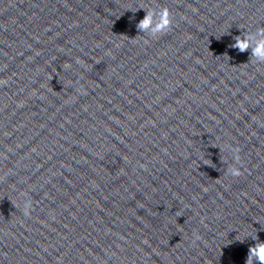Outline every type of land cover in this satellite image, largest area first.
Here are the masks:
<instances>
[{
  "label": "water",
  "instance_id": "obj_1",
  "mask_svg": "<svg viewBox=\"0 0 264 264\" xmlns=\"http://www.w3.org/2000/svg\"><path fill=\"white\" fill-rule=\"evenodd\" d=\"M261 40L264 0H0V264H247Z\"/></svg>",
  "mask_w": 264,
  "mask_h": 264
},
{
  "label": "clouds",
  "instance_id": "obj_2",
  "mask_svg": "<svg viewBox=\"0 0 264 264\" xmlns=\"http://www.w3.org/2000/svg\"><path fill=\"white\" fill-rule=\"evenodd\" d=\"M150 20L151 17L146 15L145 19L140 22L139 26L142 28L147 27L150 23ZM169 24V11L162 10L160 13V24L158 27L164 28L167 27ZM234 47H238L241 51H245L249 47V44L245 40H241L238 38L237 44L234 45ZM253 54L264 59V40L258 42L257 47L253 50ZM234 174H238V172ZM253 256H255L260 261V264H264V243L257 244L256 246L249 248V257L247 264H251V259Z\"/></svg>",
  "mask_w": 264,
  "mask_h": 264
}]
</instances>
